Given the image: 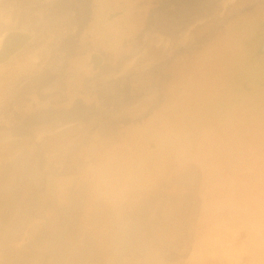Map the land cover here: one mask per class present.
Segmentation results:
<instances>
[{
	"label": "rangeland",
	"instance_id": "374dc122",
	"mask_svg": "<svg viewBox=\"0 0 264 264\" xmlns=\"http://www.w3.org/2000/svg\"><path fill=\"white\" fill-rule=\"evenodd\" d=\"M13 5L14 62L43 78L1 136L0 264H121L147 225L173 264L193 202L213 233L209 208H248L227 212L232 253L202 264H264V0H0L8 27ZM40 119L57 129L16 139Z\"/></svg>",
	"mask_w": 264,
	"mask_h": 264
},
{
	"label": "crops",
	"instance_id": "0c3cea01",
	"mask_svg": "<svg viewBox=\"0 0 264 264\" xmlns=\"http://www.w3.org/2000/svg\"><path fill=\"white\" fill-rule=\"evenodd\" d=\"M16 54L13 55V57L8 60V62L3 63L0 65V144L4 143L7 141V138H2V134L5 132L6 134L9 131V128H4V124L8 123L10 125H13L14 121L13 119H10L12 116H17V113L19 111H23L24 109H18V103L19 100L22 97H24L25 93V88L29 91L35 90V83L36 81H39V79L42 76L39 77H34L31 76L33 74H26L24 71L25 64L18 65L19 62L15 64L14 58ZM17 65L16 70L10 74V69L14 70L12 68L13 66ZM43 78V77H42ZM21 95V96H19ZM23 100V98H22ZM17 102V104L13 105L12 108L9 109V105L12 103ZM36 104H40L39 107H33V108H27V109H35L39 108V116L46 110L45 107H49L52 105V102L47 101H40L39 103L36 102ZM43 111V112H42ZM3 125V126H2ZM57 126L55 125L54 127L51 128V125L49 123L43 122L41 119L37 122H33L31 126L26 130V132H23V134H20L16 139L19 141L21 139H28V146L32 144L34 147L36 144V140H38L41 137V134H46L47 132H50V130H56ZM13 132V131H12ZM11 132V133H12ZM13 139V138H12ZM32 156H36L34 152L30 153ZM7 160L6 158L0 159L2 160ZM39 159V157H38ZM23 160V159H22ZM164 192V191H161ZM240 207L235 206L232 204H228L227 202L225 204H222V207L220 206L217 208H209V210H217L220 209L224 211L223 215L226 216V221L221 222L224 226L223 230L220 231L219 233H213L212 230L209 229L208 226L204 228L203 225H201V211L205 209V206H202L203 204L201 202H193L187 207H183V203H179L181 208H185V210L182 212L183 217H189L194 214V218H197L199 216V224L195 225L197 227V235L193 238L191 243L186 244L185 250H189L188 256H185L184 249L182 251H179L176 255V260L174 263L177 264H185V260H191L192 263L195 264H202L203 262H206V259H215L216 254L218 252V245L220 246V249L224 252V258L227 259V249H230V254L232 253L233 249V244H232V232H231V227L230 229L228 228L229 224L231 223V214L230 212L227 213L229 210L231 211L234 209L235 211L243 212V210H247L248 208L244 209L247 204L240 202ZM165 206V205H164ZM244 207V208H243ZM165 208V207H164ZM195 208H200L199 210V215L196 216V211ZM224 208H227L224 210ZM207 213L211 212H205V216H207ZM215 213V212H214ZM217 215V213H215ZM243 216V213H242ZM159 224V222H158ZM157 222H155L152 226L156 227ZM143 225V224H141ZM147 229L145 230V234L143 236L139 237L138 239L136 238L135 240H139L140 242L146 241L147 244H140L139 247L143 249L144 255H138L136 256L135 254V249L139 243L138 242H133L130 243L129 245V239L130 236H127L126 242H128V245L125 247L124 244V249L122 252H120L119 256L116 257L117 261H120L121 264H149V261L151 260V264H158V257L163 252V247H164V240L162 238H159L158 235L154 236L150 234L151 230L149 229L151 226L147 225L145 226ZM162 228V227H161ZM160 235H164L160 233ZM116 240L118 241H123V237H117ZM185 247V246H184ZM134 249L133 253L134 255L129 254V250ZM191 253V254H190ZM152 256H156L157 258L153 260ZM164 260V258L161 256ZM154 261V262H153ZM99 262V261H98ZM153 262V263H152ZM230 262H232V259L230 258ZM160 263V262H159ZM173 263V264H174ZM208 262L207 264H209ZM99 264V263H97ZM111 264V263H109ZM164 264V263H163ZM167 264V263H166Z\"/></svg>",
	"mask_w": 264,
	"mask_h": 264
},
{
	"label": "flooded vegetation",
	"instance_id": "af4514ba",
	"mask_svg": "<svg viewBox=\"0 0 264 264\" xmlns=\"http://www.w3.org/2000/svg\"><path fill=\"white\" fill-rule=\"evenodd\" d=\"M13 10L15 12L14 18H16V21L10 23L12 25H9L8 27L6 21L0 20V65L8 62V60H10L14 54H16V56H19L20 54L18 51L20 47L19 45H21V30H23V28H19V17L21 16L20 13L22 11L18 9V7L16 8L14 5ZM0 18H2V16H0ZM9 48L11 49L9 50Z\"/></svg>",
	"mask_w": 264,
	"mask_h": 264
}]
</instances>
